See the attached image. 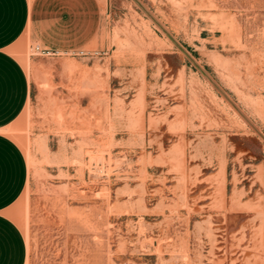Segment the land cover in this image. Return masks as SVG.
Here are the masks:
<instances>
[{"label":"rangeland","instance_id":"374dc122","mask_svg":"<svg viewBox=\"0 0 264 264\" xmlns=\"http://www.w3.org/2000/svg\"><path fill=\"white\" fill-rule=\"evenodd\" d=\"M99 40L13 46L25 264H264V0H105Z\"/></svg>","mask_w":264,"mask_h":264},{"label":"crops","instance_id":"0c3cea01","mask_svg":"<svg viewBox=\"0 0 264 264\" xmlns=\"http://www.w3.org/2000/svg\"><path fill=\"white\" fill-rule=\"evenodd\" d=\"M105 0H0V264H25L23 234L9 210L27 181V165L18 145L4 131L29 101V63L25 67L13 46L28 40L43 55L86 50L99 53Z\"/></svg>","mask_w":264,"mask_h":264}]
</instances>
